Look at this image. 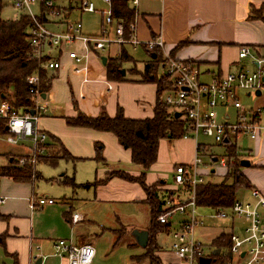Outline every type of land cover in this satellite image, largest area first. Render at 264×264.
Returning a JSON list of instances; mask_svg holds the SVG:
<instances>
[{
  "label": "crops",
  "instance_id": "crops-1",
  "mask_svg": "<svg viewBox=\"0 0 264 264\" xmlns=\"http://www.w3.org/2000/svg\"><path fill=\"white\" fill-rule=\"evenodd\" d=\"M146 1H150V7L148 3H144L138 9L140 0L134 5L136 10L134 36L136 39L144 43L160 34L164 43L160 51L162 56L170 55L195 63L199 68L200 80L202 81L209 82L215 75H222L242 68L253 70L254 66L247 58L238 59V50L241 45H248L255 54L264 55V0ZM65 13L64 15L67 16L69 11ZM255 13L259 14V17H254ZM61 20L62 22L68 21L65 18ZM49 28L62 30L63 25L51 24ZM82 33L96 35L86 32L83 26ZM112 33L113 25L110 27V34L112 35ZM182 42L184 43L182 46L175 48ZM111 45L106 47L107 49L105 48L106 55L102 54L103 51L98 52V54L97 52L88 53L86 75L89 81L87 83H82V76L71 71L69 60L66 57L62 58V68L53 71L54 73L50 71L47 73L48 75L55 74V77L51 80L50 87L42 91V94H44L43 99H45L46 105H51L52 108L50 111L46 109L45 113L36 121L37 128L45 132L47 136L44 143V155L39 158L38 163H51L50 159H54V163H56L57 160L63 159L60 157L62 152L58 148V144L55 143L56 139L74 158V160L63 159L77 164L73 176L63 173L56 178L59 182L64 177L72 178L76 184L62 183L63 186H66V189L62 191V195L65 197L63 201L59 204L56 202L45 204L41 210L31 209L29 199L32 195L53 198L47 194L38 195L34 192L35 179L41 176L36 167L35 177H32L30 172L29 177L27 174L26 177L18 178L12 174H7L6 170L11 166L20 169L30 168L28 166H17L14 163L15 157H9L6 163L0 164V168L4 172V175L0 176V185L3 183L2 179L4 178L13 180L4 182L3 189L0 188L1 193L6 197V201L8 195H13L14 192L17 195L15 202L9 203L6 209H0V236H2L0 251L10 257L13 264H34L38 257H41L40 264H67L64 257L54 254V241L57 239H70L75 244L87 243L84 230L81 228L75 230L74 226L80 222L88 221V215L86 213L81 214L82 220L72 224L70 217L72 213L76 212L72 200L80 201L83 204L95 203L98 205L133 203L137 208L146 211L149 216V207L144 203L146 194L137 182L127 181L116 176H108L109 172L116 169L123 170L132 176L139 175L141 167L131 163L130 150L122 147L111 132L89 127L69 126L64 119V117H72L76 114L73 102L76 103L80 111L91 117L98 115L101 109H104L112 117L118 106L122 108L124 115L131 119L151 118L153 116V106L156 102L155 83L139 81L137 76H132L126 71L124 74L125 80H107L105 64H102L101 57L104 56L107 60V57L117 54H109ZM116 46L119 48L118 45ZM76 47L82 50L80 45L77 44ZM131 47L134 50L139 48ZM143 51L147 54V51ZM141 68L142 66L139 67V69ZM59 76L64 80L66 91L63 100L57 99L52 87L53 81ZM258 91L259 94L245 92L246 96H254L248 105L241 104L239 91L237 92L238 100L247 117L251 114L253 108L264 107V86ZM231 106L230 103L218 106V110L222 111V114L218 115L219 119H222L223 116H229L231 120L234 118L238 110L232 106L234 109L232 117L228 112ZM262 115L264 113L260 114L259 119L263 128L257 138H250L252 144L247 151L242 150L237 144L238 139L247 135L241 134L230 137V145L234 146L242 159L249 162L246 166L241 165L240 170L250 183L248 187L250 199L244 201H254V190L259 191L264 196V121ZM197 142H199L198 139L195 141L190 137L172 140L161 139L158 143L157 159L145 175L146 185L155 186L160 193H165L168 189L174 190L175 196L179 195L178 200L187 199L188 192L177 187L173 182L174 167L178 164H188L193 160ZM96 143L101 145V155L104 162L97 161L94 158ZM20 146L23 150L18 155L28 152V142L27 145L22 144ZM220 146L225 152V146ZM84 168L86 174L82 175L80 170ZM200 170L204 173V178L211 176L212 171V175L224 176L226 174L225 167L209 161L203 164ZM169 179L173 183L168 182ZM95 180L98 183L92 186H79ZM17 181L31 182V194H27L25 186L18 184ZM260 208L261 222L264 226V206ZM211 211L209 215L198 213L203 219L202 221H204V217H211L214 209H211ZM38 219H41L42 222L39 221L35 224ZM183 219H185V216L179 219L178 226ZM168 222L170 223V219ZM230 223V228L232 229V226L235 228V224ZM37 224H39L38 227ZM138 225L135 224L137 229L147 230L149 218L145 224ZM44 227L45 230H43ZM201 227H205L203 222L199 228L201 229ZM170 231L171 223L169 232L166 233H170ZM219 233H216V236ZM208 235V233H202L199 234V237L201 239V237ZM215 237L209 247L211 255L217 261L221 254L219 260L223 261L226 254L221 249L223 246L228 248V245L216 246L213 242ZM216 250L218 252L214 254L213 251ZM166 252L173 257V261H163L161 259L164 264H181L171 253L170 245L169 250ZM167 253L164 252V254ZM0 264L4 263L0 262Z\"/></svg>",
  "mask_w": 264,
  "mask_h": 264
},
{
  "label": "built area",
  "instance_id": "built-area-1",
  "mask_svg": "<svg viewBox=\"0 0 264 264\" xmlns=\"http://www.w3.org/2000/svg\"><path fill=\"white\" fill-rule=\"evenodd\" d=\"M108 4V10L102 13L101 31L96 35L82 33L80 21L62 22L63 11L55 5L54 0H12L17 13L26 14L30 19L27 29V43L31 48L33 58L37 61V68L27 77L28 93L32 105L26 111L17 110L9 100L0 101V120L5 122L4 140L10 144L27 141L28 152L18 155L15 159L17 166H28L32 177H35V167L39 158L44 155L46 133L40 131L36 121L46 111L41 100L40 75L42 70H58L62 68V58L69 60V67L76 75H81V82L87 83L86 75L87 57L89 52H101L111 44H129L133 47L144 44L148 50H162L164 43L158 34L154 38L142 43L134 36V24L130 26L133 35L124 37V27L120 21L112 20L111 0H103ZM138 0H130L131 5H136ZM79 9L83 12H94L95 6L91 0H80ZM58 19V20H57ZM51 24H62V30H52ZM113 25V35L110 27ZM80 45L79 50L76 45ZM247 58L254 66L253 70L242 68L229 71L222 75H215L209 82L200 80L198 66L190 61L181 60L170 55L162 56L163 74L172 81V90L163 98L169 107L176 108L182 113L186 122V131L183 138L198 139L199 133L210 136L222 144L224 139L229 142L231 136L247 135L251 139L258 137L260 130V114L264 107H255L247 117L237 97L238 90L252 93L264 86V55H257L248 45H241L238 50V59ZM109 87V85H108ZM230 103L237 113L231 120L229 116L219 119L218 106ZM31 111L33 113L31 114ZM206 144L197 142L193 160L188 164H178L174 167L173 182L177 187L188 192V198L177 200L173 207L166 202L169 210L157 217L160 224L168 223L174 214L185 216L178 229L170 231L172 242L170 251L181 264H201V260L208 259L207 264H264V226L261 222L260 207L264 206V196L254 190V201L235 199L229 211L214 209L211 217L238 218L245 221L246 225L240 233L232 226L229 233L225 259L215 261L211 249L196 235V228L202 224L201 216L196 211L195 187L204 183V173L200 167L203 165V156L209 160L215 157L219 166H227V157L223 155L208 154ZM211 162V160H210ZM232 162V160H230ZM0 168V176H3ZM175 197H179L176 195ZM6 197L0 191V204ZM54 199L46 196L32 195L29 199L31 209H41L45 204H53ZM82 220L80 213H72L70 221L76 224ZM55 255L64 257L67 264H92L95 250L89 243L75 244L70 239H57L53 243ZM231 256L235 257L234 259Z\"/></svg>",
  "mask_w": 264,
  "mask_h": 264
},
{
  "label": "trees",
  "instance_id": "trees-1",
  "mask_svg": "<svg viewBox=\"0 0 264 264\" xmlns=\"http://www.w3.org/2000/svg\"><path fill=\"white\" fill-rule=\"evenodd\" d=\"M3 1L0 0V101L8 99L17 110L24 112L32 105L26 80L37 68V61L33 58L31 48L27 43V29L30 19L21 12L13 19L3 18L1 16ZM110 6L112 20L120 21L123 24L125 38L131 37L133 32L130 30V26L134 24L136 16L134 5L131 6L130 0H111ZM253 16L259 17V14L255 13ZM183 44V42L179 43L175 48ZM125 46L130 45H119L118 53L107 57L104 65L106 78L109 81L125 80L126 77L121 74V69H123L124 62H128L131 65L125 70L126 73L137 76L139 81L155 83L156 102L153 106V116L151 118L131 119L126 117L122 108L118 106L112 117L104 109H101L98 115L91 117L80 111L76 103L73 102L76 114L72 117H64V119L69 126L89 127L111 132L122 147L130 150L131 163L141 167L139 175L132 176L123 170L116 169L109 172L108 176H116L127 181L137 182L144 190L146 194L144 203L149 207V226L147 229L149 240L145 247V254L146 257H149V264H164L153 252L157 250L156 233L161 230L169 232V222L164 224L157 222V217L166 210V198H168L169 191L160 193L155 186L146 185L145 175L157 159L159 141L165 138L168 140L181 138L186 131V122L183 117H180L182 113L179 117H175L174 113L176 111H169V105L163 100L164 96L172 90L173 83L167 75L161 72L159 75L157 72L163 61L161 52L158 49L148 50L144 44L136 46L147 51V59L142 61V68L139 69ZM48 71L53 72L51 70L39 71V88L41 92L50 87V82L55 77V74L48 75ZM0 132H5V122L3 120H0ZM55 143L58 144V148L62 152L61 158L74 160L57 139ZM219 145L225 146L223 154L227 157L224 179L220 183L205 181L198 184L195 187V204L210 209L223 208L229 211L236 198L237 190L241 186L248 188L250 183L240 171L241 158L234 146L230 145V141ZM95 153L94 158L97 161L104 162L101 155V145L98 143L95 144ZM49 161L51 163L55 162L54 159ZM30 172L28 168L20 169L14 166L6 170L7 174H12L18 178L26 177L27 174L29 177ZM228 179H231V181L228 182ZM60 182L76 185L72 178L64 177ZM96 183L98 182L95 180L79 186L89 187ZM1 239L2 236H0V242ZM213 242L216 246L230 245L229 234L220 232Z\"/></svg>",
  "mask_w": 264,
  "mask_h": 264
},
{
  "label": "rangeland",
  "instance_id": "rangeland-1",
  "mask_svg": "<svg viewBox=\"0 0 264 264\" xmlns=\"http://www.w3.org/2000/svg\"><path fill=\"white\" fill-rule=\"evenodd\" d=\"M95 6V12H83L79 9L80 0H54L55 5H57L63 13L69 11V14L65 16L62 14V17L68 21H80L83 29L88 33L98 34L101 31V21H102V13L101 10L105 12L108 10V4L103 0H91ZM144 3H148L149 7L151 5L150 1L140 0L138 5V9ZM19 13V12H18ZM15 8L13 7L12 0H4L3 7L1 9V16L5 19H13L16 14H18ZM113 35V33H112ZM117 44L111 45L109 48V54L114 55L118 53L119 48L116 46ZM119 46V45H118ZM128 50L130 55L136 61V66L141 67L142 61L147 59V54L143 51L142 48H138L134 50L131 46H125ZM107 49V48H106ZM105 49V50H106ZM107 51H103L102 54L106 55ZM131 64L128 62H124L123 68L128 69ZM203 70V69H202ZM162 68L159 67L157 71L160 75L162 72ZM53 90L57 95L58 100H63L66 96V91L64 88V80L62 77H58L53 81ZM239 98L242 105H248L253 100L252 95L246 96L243 90H238ZM8 100V99H7ZM43 104L45 105L46 109L51 110V105H46L45 99H41ZM169 111H177L174 107H169ZM218 115L220 116L222 111L218 110ZM228 112L234 115L233 107H229ZM180 117H183L181 115ZM262 120L264 121V115H262ZM5 135L3 132H0V164L6 163L9 157L17 158V155L22 152V147L20 145L25 144L27 145V141L24 143L19 142L18 144H10L7 143L5 140ZM226 139V138H225ZM199 143L206 144V148L208 154L212 155H223V148L216 143L213 138L210 136H206L205 134L199 133L198 135ZM227 142V139L226 141ZM237 144L241 147L242 150L247 151L248 148L252 144V140L247 136H242L240 139L237 140ZM241 158V157H240ZM252 158V157H249ZM211 163L215 162V157L212 156L210 159ZM207 155L203 156V164L206 162H210ZM245 160L241 158V161ZM77 164L72 163L70 161L65 160H57L56 163H38L36 165L37 171L40 173V177L35 179L34 182V192L38 195H49L52 196L54 199V203L57 204L61 203L65 198L62 195V191L66 189V186H63L62 183L56 180L61 174L65 173L69 176H73L76 170ZM82 175L86 174V169L80 170ZM225 176V175H224ZM223 175H211L205 177L206 182L211 183H220L224 179ZM3 183L0 185V188L3 189L4 182L13 181L9 178L2 179ZM228 182L231 179L227 180ZM168 182L173 183L172 180H168ZM18 184L25 186L27 190V194H31V182L27 181L25 183L17 181ZM22 186V187H23ZM241 186V185H240ZM239 186V187H240ZM168 193V198H166V202L173 207V204L178 200V197H175L174 190H170ZM171 192H173L171 194ZM70 194V193H69ZM68 196V195H66ZM16 192L13 195H8L7 201L0 204V209H6L8 204L11 202L16 201ZM70 198V197H68ZM236 198L242 200H249V190L247 187L241 186L239 190H237ZM73 207H75L76 212L80 214H87L88 221L84 223H79L75 225V230L81 228L84 230V237H86V242L93 246L95 250V256L93 258L92 264H149V257H146V250L145 248L141 247L137 241L135 236L133 235L132 231L137 229L135 224H145L148 221V213L146 211H142L141 209L137 208L133 203H119V204H109V205H98V204H91L85 203L83 204L80 201L72 200ZM75 201V202H74ZM74 203H76L74 205ZM166 207V206H165ZM168 211V208H165ZM217 209V208H216ZM223 209V208H222ZM261 209V208H260ZM260 217L261 215V210ZM41 210V209H40ZM40 210H38L40 212ZM196 211L202 215H209L211 214V209L203 206H197ZM163 212V213H164ZM182 216L180 214H174L170 218L171 223V231L178 229L179 219ZM203 218V216H202ZM203 220V219H202ZM42 222L41 219L35 221L36 223ZM203 225L205 227L196 228V235L202 233H208L209 235L206 237H201L202 241L207 245L206 247L209 249L210 243L212 242L213 238L216 236L218 232H230V222L235 224V231L240 233L243 227L246 225L245 221L234 218H214V217H204ZM138 225V226H139ZM39 224H37V227ZM45 230V227L43 228ZM140 230V229H138ZM45 234V233H44ZM241 234V233H240ZM157 241V250L153 252L155 256H158L163 261H173V257H171L166 251L169 250V245L172 242V236L170 233H166L164 231H158L156 236ZM222 252L226 253L227 248L226 246L222 247ZM167 253V254H164ZM222 255L218 257L219 258ZM232 259L235 257L231 256ZM0 262L4 264H13L10 257H7L3 252L0 251Z\"/></svg>",
  "mask_w": 264,
  "mask_h": 264
},
{
  "label": "water",
  "instance_id": "water-1",
  "mask_svg": "<svg viewBox=\"0 0 264 264\" xmlns=\"http://www.w3.org/2000/svg\"><path fill=\"white\" fill-rule=\"evenodd\" d=\"M153 56H154V55H153ZM101 61H102V64H105V62H106V58H105L104 56H102V57H101ZM121 74H122V75L125 74V70H124V69H121ZM263 80H264V79H263ZM259 93H260V92L257 90V91H256V94H259ZM42 97H44V94H42ZM32 113H33V111H31V114H32ZM174 116H175V117H179V116H180V112H179V111H176V112L174 113ZM224 141H226V139H224ZM248 164H249V162H248L247 160H242V161H241V165H242V166H246V165H248ZM132 233H133V235L135 236L137 243H138L141 247L145 248L146 245H147V243H148V240H149V231L146 230V229H141V230L134 229V230L132 231ZM217 252H218L217 250H216V251H213L214 254H216ZM208 262H209L208 259H206V260H201V264H207ZM40 263H41V257H38V258L36 259V261H35L34 264H40Z\"/></svg>",
  "mask_w": 264,
  "mask_h": 264
}]
</instances>
